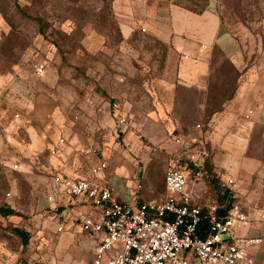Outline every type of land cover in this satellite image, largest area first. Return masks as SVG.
<instances>
[{
  "label": "rangeland",
  "instance_id": "374dc122",
  "mask_svg": "<svg viewBox=\"0 0 264 264\" xmlns=\"http://www.w3.org/2000/svg\"><path fill=\"white\" fill-rule=\"evenodd\" d=\"M217 2L239 59L232 66L211 51L213 96L225 100L240 86L254 102L264 94V0ZM155 5L198 11L207 0H0V207L16 212L0 215V264H50L62 247L63 208L47 200L50 147L67 137L84 150L78 153L88 154L92 136L101 138L100 130L88 129L90 120L105 115L119 139L120 118L128 121L127 130L136 131L133 124L153 117L155 94L172 78L174 62L167 46L148 31ZM39 63L41 75L34 70ZM253 147L264 168V132ZM187 156H168L156 174L154 165L152 189L164 186L167 170L180 169ZM204 163L205 173L220 183L229 178L213 171L211 156ZM15 228L28 234L27 246Z\"/></svg>",
  "mask_w": 264,
  "mask_h": 264
},
{
  "label": "crops",
  "instance_id": "0c3cea01",
  "mask_svg": "<svg viewBox=\"0 0 264 264\" xmlns=\"http://www.w3.org/2000/svg\"><path fill=\"white\" fill-rule=\"evenodd\" d=\"M154 20L148 31L167 46L174 62L172 78L163 82L162 93L155 94L153 117L143 125L133 124L136 131L127 130V121L119 139L113 138L105 115L99 122L90 120L88 129L100 130L101 138L92 136L87 143L88 154L78 153L83 149L69 138H60L63 144L58 141L50 147L51 170L92 178L91 169L98 161H106V168L96 178L108 183L118 201L136 206L158 203L165 197L164 186L151 187L154 165L156 174L167 166L168 156L208 155L216 174L223 173L235 181L237 196L247 207L246 224L236 229L234 236L264 237V168L253 147L256 135L264 132V94L253 102L239 86L218 111L208 116L205 113L212 87L211 51L216 49L232 65L239 59L238 43L221 23L217 0H207L200 13L155 5ZM187 189L192 204L207 211L216 207L205 181L189 182ZM56 201L63 208L61 216L66 224L60 235L62 247L56 249L50 264H91L95 241L81 233L77 218L96 214L98 209L85 200ZM247 252L252 264H264V245L251 246Z\"/></svg>",
  "mask_w": 264,
  "mask_h": 264
},
{
  "label": "built area",
  "instance_id": "2783aa9c",
  "mask_svg": "<svg viewBox=\"0 0 264 264\" xmlns=\"http://www.w3.org/2000/svg\"><path fill=\"white\" fill-rule=\"evenodd\" d=\"M34 70L41 75L44 64L39 63ZM126 124L125 118L118 120L119 127ZM197 155L185 157L180 169L167 170L166 194L158 203L132 206L118 201L108 183L96 178L106 168L105 162L91 169L92 178L53 172L47 200L53 204L58 202L56 198L85 200L98 209L96 214L77 218L81 233L95 241L91 264H252L247 251L251 246L264 245V237L234 236L235 230L246 224L247 208L237 196L235 181H221L233 199L227 209L222 205L219 211L215 207L204 214L201 207L192 204L187 185L204 181L206 175V155ZM203 223L206 229L201 232Z\"/></svg>",
  "mask_w": 264,
  "mask_h": 264
},
{
  "label": "trees",
  "instance_id": "16d2710c",
  "mask_svg": "<svg viewBox=\"0 0 264 264\" xmlns=\"http://www.w3.org/2000/svg\"><path fill=\"white\" fill-rule=\"evenodd\" d=\"M178 6V5H177ZM180 7V6H179ZM181 8H184V9H187V10H190L194 13H200L201 11H203L205 8L201 9V10H194V9H190V8H186V7H181ZM35 21L38 23L39 25V29L41 30L42 32V29H43V25H42V20L41 18L39 17H36ZM221 54V53H220ZM222 56V55H221ZM222 59L225 61V62H228L229 64H231L229 61H227L226 59L223 58L222 56ZM232 65V64H231ZM233 66V65H232ZM213 76V74H212ZM214 84L212 83V87L211 89L209 90V96H208V100H207V108H206V116H208L209 114H211V112L213 111H218L221 106L223 105L224 102H227L229 101L233 94H230L228 96V98H226L225 100H219L218 102L216 101V99L214 98L213 96V92H214ZM218 106V107H217ZM205 164V163H204ZM203 164V166H204ZM205 177H204V181L205 183L207 184L208 188H209V191L211 192V188H210V185L211 183H214L212 180H214L213 178H215L216 180V183H214V188L215 187H218V190H217V193H216V200H215V206H216V209L215 211H219L218 210V206H224L226 209L228 207H230V205L232 204L233 202V199L231 197V194L226 190L224 189L223 187H221V183L220 181H218V177H216L214 174L211 173H205ZM217 178V179H216ZM212 193V192H211ZM195 205V204H193ZM201 211L206 214L208 211L206 208H201ZM0 215L1 216H15L16 215V212L10 208H6V207H0ZM204 229H206V223H203L201 226H200V230L201 232L204 231ZM14 234L20 239L21 241V244L23 247L27 246L28 244V234L23 231V230H20L18 228H15L13 230ZM204 235V234H203Z\"/></svg>",
  "mask_w": 264,
  "mask_h": 264
}]
</instances>
